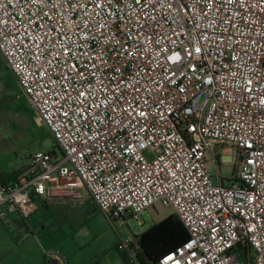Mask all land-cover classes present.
I'll return each instance as SVG.
<instances>
[{"label": "snow or ice", "instance_id": "1", "mask_svg": "<svg viewBox=\"0 0 264 264\" xmlns=\"http://www.w3.org/2000/svg\"><path fill=\"white\" fill-rule=\"evenodd\" d=\"M0 12V65L87 190L135 217L121 238L130 251L151 264H240L229 252L243 237L264 264V0H0ZM210 140L235 146L225 175L251 187L214 184ZM16 160L0 135V176ZM60 167L30 190L0 183V205L27 212L53 172L68 187Z\"/></svg>", "mask_w": 264, "mask_h": 264}, {"label": "rangeland", "instance_id": "2", "mask_svg": "<svg viewBox=\"0 0 264 264\" xmlns=\"http://www.w3.org/2000/svg\"><path fill=\"white\" fill-rule=\"evenodd\" d=\"M0 77H2L0 93L4 97L0 100V126L3 128L0 135L5 138L6 146L10 145L17 153L16 168L25 167L29 164L31 156L37 152H49L55 145L53 140L47 136L46 129L33 123L34 115L27 98L5 62L0 65ZM229 152L233 155L236 153L230 147H223L218 151L221 174L227 177H231L225 175L229 169L224 167ZM206 161L207 168L215 172L216 165L210 153H207ZM65 204L50 205V207L57 208ZM74 206L78 209L75 218H68L70 222H66L58 231V239L56 237L51 239L48 235H45L43 239L48 240V244L53 245V248L56 242L61 243V247L56 248L61 250V255L70 264H103L107 257L115 258L118 264H126L124 256L130 258L129 254L132 251L129 249L119 251L117 246L119 248L126 246L121 242V238L127 236L129 227H136L133 224L134 219L126 223L122 220L110 219L89 205L79 207L75 204ZM50 250L48 249L49 252H47L53 254ZM132 261L138 264L136 258Z\"/></svg>", "mask_w": 264, "mask_h": 264}, {"label": "built area", "instance_id": "3", "mask_svg": "<svg viewBox=\"0 0 264 264\" xmlns=\"http://www.w3.org/2000/svg\"><path fill=\"white\" fill-rule=\"evenodd\" d=\"M2 14L3 13L0 12V15ZM5 63L9 68V70L13 73L14 70L9 67L8 62ZM18 85L21 91L23 92V87L20 85L19 82ZM170 87H174V85ZM29 106L33 112L35 120L37 121V125L46 129V126L44 124L39 123V116L35 114V109L32 107L30 103ZM47 131L51 134L53 138L52 132L49 130ZM54 141L56 146L60 149L61 153H57V155L53 156L50 152H46V153L37 152L36 154L31 156L29 164L26 166L25 172L22 175H20L17 180H12L10 182L3 183L2 180L0 179V183H2L4 186L9 188L19 183L22 186H24L26 190H30L36 186L34 183V179L38 176V174L41 173V171L45 173L48 171H52L55 163H62V167H60L58 171L62 173L66 171L67 176L60 177V179H67L69 186L65 187L63 183H59V184L55 183L57 177L55 172H53V176L51 178L52 182L46 186V191L43 194L39 192L29 191V195L26 196L27 203L25 204V208L28 209L27 212H25L24 209L14 207L10 202L4 203L0 205V219L5 220L10 214H18L22 219L28 220L36 212L38 208L37 206L38 202L44 201V202L61 204L63 201H65V199L82 200L84 192H87L89 194L92 204H94L99 209V211L104 213L110 219L122 220L123 222H128V220L130 219H135L132 213L123 210V206H121V208L117 210L112 208L111 206H104L102 200L96 199L94 197V194L90 193L87 190L84 181H81L79 179V176L76 174L75 169L73 167V162L66 160L65 157H66L67 149L63 145V142L58 141L57 139H54ZM221 148H223V146H221L219 143L210 140L209 147L205 149L204 159L206 160L207 153H210L214 158L216 167H217V163H219V165L221 166L219 160L220 156L218 155V151ZM230 148L236 151L234 145L231 146ZM42 155L44 157L43 160L41 159ZM33 157L35 158V163H33ZM205 168L208 169L206 163H205ZM208 170L210 173H212L214 184L222 183L225 188H237L240 190H243L242 184L251 187V185H248L247 183L246 176L242 177L239 173L232 175L231 177H227L222 174L220 177H216L215 172L213 170L210 169ZM30 177L32 179H30ZM225 180H229L231 182L229 184H226L224 183ZM74 184L78 185V187H73L72 185ZM132 212H134V209L132 210ZM120 249L126 250L128 248L126 246L125 247L120 246ZM52 255L53 254H50V259L52 261V264H54ZM129 255H130V259L133 260L134 258H136L137 251H132V253ZM229 255L230 256L235 255L237 259L240 261V264H247V262L250 260L254 261V264H260V260H261L260 249H257L250 239H245L243 237L236 238V240L233 242L232 249L229 252ZM62 257L64 264H67L66 258L64 256ZM55 264H59V260H57Z\"/></svg>", "mask_w": 264, "mask_h": 264}, {"label": "crops", "instance_id": "4", "mask_svg": "<svg viewBox=\"0 0 264 264\" xmlns=\"http://www.w3.org/2000/svg\"><path fill=\"white\" fill-rule=\"evenodd\" d=\"M20 168L22 167H17L16 170ZM10 173L12 172H5L4 175ZM230 182L225 180L224 183ZM61 204L65 205L51 208L50 205L59 204L41 201L37 203L36 212L28 220L22 219L18 214H10L5 220L0 219V234L3 236L0 241V264H25L26 261H31L32 264H52L46 249H52L53 245L50 246L48 240L43 239L45 235L58 239L57 233L62 226L70 222V218H75L78 210L75 204L98 209L92 204L87 192L83 193L82 200L65 199ZM56 247H61V243L56 242ZM42 252L44 255H41Z\"/></svg>", "mask_w": 264, "mask_h": 264}, {"label": "trees", "instance_id": "5", "mask_svg": "<svg viewBox=\"0 0 264 264\" xmlns=\"http://www.w3.org/2000/svg\"><path fill=\"white\" fill-rule=\"evenodd\" d=\"M46 132H47V136H49L52 140H53V142H54V147L51 149V151H49L53 156H55V155H57V152L59 151V153H61L60 152V149L56 146V144H55V141H54V139L52 138V136H51V134L47 131V130H45ZM25 170H26V166L25 167H22V168H20V169H18V170H16V171H14V172H12V173H10V174H3L2 176H0V179L2 180V182L3 183H7V182H10V181H12V180H17L18 179V177L20 176V175H22L24 172H25ZM138 247V246H137ZM117 249L119 250V251H126V250H124V249H120L118 246H117ZM124 261H125V263L126 264H134L133 263V261L130 259V258H128L126 255L124 256ZM136 260H137V262H138V264H141V261H143V264H151V262L148 260V258L144 255V253H143V251L142 250H139L138 252H137V255H136Z\"/></svg>", "mask_w": 264, "mask_h": 264}]
</instances>
